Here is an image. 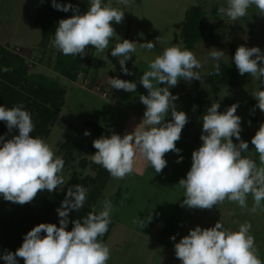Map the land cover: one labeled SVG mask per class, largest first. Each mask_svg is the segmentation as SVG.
I'll use <instances>...</instances> for the list:
<instances>
[{
	"label": "clouds",
	"instance_id": "1",
	"mask_svg": "<svg viewBox=\"0 0 264 264\" xmlns=\"http://www.w3.org/2000/svg\"><path fill=\"white\" fill-rule=\"evenodd\" d=\"M51 3L57 10H72L74 13L58 22L54 34L53 45L65 56L83 57L88 46H93L97 52H104L116 35L112 23L119 24L124 19L125 11L112 7L110 3L102 5V0H90V7L82 14L71 3L61 4L57 0H51ZM118 3L127 6L129 0H118ZM252 6L264 16V0H226V6H221L218 14L236 22L246 16ZM140 47L151 51L155 43L147 41L140 43ZM214 49L209 55L217 61L213 68L215 74H219L218 61L225 53ZM135 50L136 42L128 39H123L112 48L113 57H123L119 59V64L125 75H132L126 61L131 59L129 54ZM233 59L240 75L248 74L259 82L260 90L253 97L257 101L255 107L264 112V53L259 47L241 45ZM204 63L192 51L176 46L166 48L162 55L156 56L139 80L148 93L139 97L146 106L142 122L133 132L123 136L112 133L110 137L95 139L93 147L97 151L91 155L93 163L101 165L113 178L122 179L133 171L139 152L156 173H161L167 165L165 154L181 152L176 142L188 123L187 114L178 111L174 104L178 96H174L169 89L181 79L201 81L200 72L196 70L203 68ZM10 70L7 67L3 69L5 72ZM109 83L112 88L126 92H135L137 88L135 82L119 78L109 77ZM238 107L234 103L220 112L219 103H213L206 109L202 117V144L192 152V163L186 178H181L177 184L184 189L181 206L210 210L228 200L246 208L251 196L253 206L250 210L264 211V123L260 124L251 139L259 154L258 167L253 159L243 155L249 145L241 139L242 121L236 114ZM169 113L171 120L166 121ZM0 121L6 124L9 133L18 129V135L11 139L0 136V196L6 201L24 205L31 203L38 193L45 190L52 192L62 185L64 177L61 173L65 161L45 140L31 135L34 124L24 106H0ZM84 134L87 136L90 132ZM233 137L239 141L238 144L233 142ZM182 159L181 156L177 163ZM86 198L87 189L82 185L69 187L61 206L56 209L59 226L53 223L36 225L24 236L22 245L14 253L6 251L0 259L6 264H18L17 257L22 258L24 264H107L110 248L98 238L104 236L111 223L113 205L110 200L106 198L103 201V210L98 214L93 210L82 222L80 219L73 220L72 229L67 230L70 212L79 211ZM151 220L149 213L146 218L134 223L142 228ZM251 227L250 223H244L238 231H230L219 221L208 228L197 225L174 244L175 256L181 264H264L258 258L255 238L250 234ZM170 239L175 241L176 236Z\"/></svg>",
	"mask_w": 264,
	"mask_h": 264
},
{
	"label": "rangeland",
	"instance_id": "2",
	"mask_svg": "<svg viewBox=\"0 0 264 264\" xmlns=\"http://www.w3.org/2000/svg\"><path fill=\"white\" fill-rule=\"evenodd\" d=\"M73 1L78 2V4L75 3L76 5L84 3L87 7H90V0ZM109 3L112 7L125 11L124 19L119 24L112 23L116 35L111 39L108 49L104 52H97L93 46H88L85 50L87 54L83 56V69L79 70L77 81L79 83L84 82L83 72L89 71L90 62L93 65L97 62L101 64L99 67L100 74L104 73V71L108 75L109 73H116L120 57H113L111 52H107V50L112 51L115 44L122 42L123 39L136 42V50L133 52L136 55V59L131 66H128L132 75H128L126 78L119 76V79L135 82L137 84L135 92L118 90L112 88L111 85H108L106 92L109 94V99L114 100V102L135 108L144 113L146 106L141 103L139 97L148 93L143 85L139 83L140 77L145 71L149 70V65L156 56L162 55L164 49L172 46L179 47L182 50L187 49L192 51L202 63L206 60V63H204L203 68L196 70L200 72L201 81L181 79L176 86L169 89L174 96H178V99L174 101L177 110L185 113L195 111L196 113L199 109H204L206 113V109L211 104L219 103V111L224 112L231 104H238L239 107L236 114L241 117L242 121L241 128L243 131H241V139L248 142L249 145L250 137L244 132V128L253 125L260 126L261 123H264V113H260V110L255 107L257 101L253 97V94L260 90V86L259 82L250 77V75L239 74L233 59L235 50L232 49V45H236V48L237 45H243L248 48L259 47L261 52L264 53V16L259 15L258 9L255 6L250 7L246 16L233 22L227 16L218 14V9L221 6H226V0H129L127 6L118 3V0H102V5ZM47 10L50 11L55 19L58 14L60 15V10L53 8L49 0H43V2L42 0H0V46L19 52L22 58L27 61L28 73L43 74L55 79L59 84H63L65 82L64 78L55 69V64L58 62L57 54L60 52L53 45L55 28L49 27L50 33L54 31L53 35L50 34L47 37L42 35V22L45 19ZM199 14L202 17L200 20L205 24L206 33L202 38L194 42L192 48H187L182 38L183 29L185 30L186 28V19L187 17H193L199 20ZM147 41L155 43V48L151 51L140 47V43ZM214 48L224 51L225 55L218 63L220 66L224 64L230 67L233 79H236L237 82L236 86L228 87L216 77L213 65L217 61H214L209 55L210 51L215 50ZM29 49H32L31 54H29ZM114 64H116V67ZM86 66L88 68L84 70ZM222 75L220 74L219 76ZM2 76L0 73V80L4 81L5 79H1ZM207 77L209 83L206 80ZM8 83L11 82L8 81ZM85 86L91 87L92 85L85 84ZM158 86L166 87L167 85ZM214 88H218V91H214ZM17 90L21 91L20 88ZM66 90L64 111L68 113V118L75 127L80 128L82 131L85 128L91 135L95 136L91 129L84 126L83 121L93 117L94 114H99L104 109L108 112V114H104V117H106L108 124L111 126V132L115 130L117 134L118 132L120 133V128L126 119L125 116H127L124 112L118 110L116 106L111 108L107 106L103 109L100 104L96 106L97 100L94 95L75 86L71 85L69 87L68 85ZM262 90H264V86H262ZM28 98V104L33 106L34 109L24 103L21 104L24 106V110L29 113L39 108L42 111L43 108L41 107L43 106L49 107L47 103H42V105H39L40 107L36 108L32 97ZM251 100H253L252 103L250 102ZM38 102L40 103L41 101ZM95 106L98 111H92ZM59 108L52 111L54 114L51 116L57 115L50 117L52 124L49 126V133L41 137L52 147L55 154L62 157L65 161L61 173L64 177V183L54 190L57 192L61 191L70 180L77 179L82 183V181L90 180L96 175V167L87 163H80L78 161L79 157H68L63 149H59L60 144L65 139H69V135L73 134L70 130L66 134L61 131L59 127L60 121L58 120ZM253 109L255 110L253 111ZM254 113L258 115L257 119L251 120L250 115ZM170 116L171 114L169 113L166 119L168 120ZM31 118L33 122H40V119H33L32 116ZM200 119L202 121V118ZM195 121L198 122L197 119ZM249 121L251 122L250 124ZM78 133L84 134L81 131ZM88 141L93 143L94 138ZM235 141L236 139L233 137V142ZM237 142L239 143V141ZM70 145V155H73L75 154L74 147L72 144ZM177 148L181 152H183L182 150L185 152L188 147L186 144L177 143ZM194 150L196 149L194 148ZM246 153H243V155ZM87 156L91 157L90 155ZM165 156L167 155L165 154ZM147 167H150L147 171V175H149L147 178L150 180L147 183L148 188L159 190V186L155 185L158 181L156 182L157 178L153 176V168L151 165ZM99 173L103 175L101 172ZM115 180L111 179L102 186L100 199L98 198L99 201L94 205V209L99 212L103 210V201L106 198L113 205L110 217L115 224L113 223L103 242L110 248V259L107 264H181V261L176 258L172 251V249L175 251L174 244L179 242L178 237L182 231L179 227L170 228V225L174 224L172 221L175 220L176 222L177 217L180 215L175 213V215H178L175 216L171 210L173 206H170V203L174 205L175 197L168 194V196H157L156 192L152 193L151 196H144L139 193L140 190L136 191L132 187L124 190V194L128 193L124 195L122 192L114 191ZM166 183L170 185V179ZM91 184L90 182L89 185L83 186L87 189V193L94 188ZM180 190L184 191L183 189ZM87 203L89 202L86 199L84 205H88ZM59 207L56 206L52 209L48 221L44 223H53L59 226L60 218L56 211ZM201 212H198L199 217ZM149 213L152 215V220L145 227L141 228L138 223H134V221L146 218ZM255 223L257 224V221ZM255 223L251 225L250 231H252L251 235L257 241L259 235L254 231L257 230L259 225H255ZM128 226L131 228L129 229ZM227 230L232 231V229ZM261 231L260 235L264 236V227L261 228ZM172 236H176L175 241L170 239ZM255 247L258 251L259 245L257 243ZM258 258L264 262V246L258 251Z\"/></svg>",
	"mask_w": 264,
	"mask_h": 264
},
{
	"label": "crops",
	"instance_id": "3",
	"mask_svg": "<svg viewBox=\"0 0 264 264\" xmlns=\"http://www.w3.org/2000/svg\"><path fill=\"white\" fill-rule=\"evenodd\" d=\"M31 52H32V49H29V54H31ZM107 52H111V51L107 50ZM234 54L235 53H233V55ZM132 55L134 58L131 61L130 66L134 63L136 59L135 57L136 55L133 53ZM122 58L123 57H120L119 59H122ZM100 65L101 64L99 62H97L95 65H93L90 62L89 71L83 72V76H82L84 78L83 83L82 82L79 83L77 81V78H79L78 74L80 71L78 72L75 80H71L60 74V76L64 78L65 82L63 84H60V86L64 88V94L62 96L63 103L58 111V118H59L58 120L60 121L59 127L61 128V131L63 132V134H66L67 132H69V130L73 134L69 135L68 136L69 139H65V141H63L60 144L59 149L60 150L63 149V151L66 153L68 157L70 156H73L75 158L79 157L78 161L80 163H87V164L92 165L93 167H95L96 164L93 163L92 157H88L87 155L91 156L95 154L97 150L93 147V143L89 142L88 140H93V138L95 140V139L100 138L101 136L110 137L111 133H116L115 130L111 132L110 130L111 126L108 124L106 117H104V114L106 115L108 114V112H106L103 108L107 106H109L110 108L112 106H116L118 110H120L121 112H124V114L127 115L125 116L126 119L120 128V133L118 132L120 136H123L126 133L133 132L135 127L138 126L142 122L143 115H144L143 112H140L136 110L135 108L122 105V104H118L114 102V100L109 99L108 97L109 94L106 92V89L108 90V85H110L109 77L110 78H117V77L126 78L128 77V75L121 76V74L119 73V69L116 70V73H112V74L109 73V75L106 71L100 74L99 73ZM114 65L116 67V64ZM206 80L209 83L208 77L206 78ZM85 84H91L92 86L86 87ZM235 84L237 85L236 79H235V83L233 86H236ZM68 85L69 87H71V85L75 86L78 89L84 90L94 95V97L97 100L96 106L100 104V106L102 107L103 110L99 112V114L97 115L94 114L93 117L89 119H85L83 121L84 126L91 129L95 133V136L91 134L87 136L85 134H79L78 133L79 131L85 133L87 129L83 127L84 131H82L80 128L78 129L77 127H75L72 121L68 118V113L64 111L65 104H66V95H67L66 88L68 87ZM214 91L217 92L218 88H216V90ZM250 102L252 103L253 100H251ZM96 106L95 108L92 109V111H95V110L98 111V108ZM204 113H205L204 109L203 110L199 109V111L196 113L195 111L186 113L188 116V123L182 129V133H181V136L186 139L181 137L180 140L176 142V147H177V143H180L181 145L186 144L188 147L187 150L185 152L184 150H182L183 152H180V153H173V152L166 153L167 156H165L164 158L167 160V165L162 170L161 173H156L155 170L152 169V172H154L153 176H156L157 178L156 182L158 181L157 183H155V185L159 186V190H155V188H151V189L148 188L147 183L150 180L149 178H147V176H149L147 175V171L149 170L150 167H147V166L150 164L142 155L139 154V152H137L136 157H135L133 171L122 179L113 178L106 169L102 168L101 165H98L96 167L95 172L96 173L97 171L98 173L104 172L102 174H104L107 177L106 182H109L111 179L112 180L116 179L115 180L116 185L114 186L115 192H122L124 194V190L132 187L136 191L140 190L139 193H142V195L144 196H151L152 193L156 192L157 196H160V195L166 196L168 194V195H172L173 197H175L174 205L173 203H170V206H173L171 207V210L173 211L174 215L175 213H179L180 215L179 216L177 214L175 215V216H178L176 219L177 221L175 222V220H173L172 222H174V224L170 225V228L179 227L180 229H182L178 237L179 238L178 241L183 236L187 235L190 229L196 227L197 225H199L201 228H208V227H213L218 221L225 228L232 229V231H238L239 226L241 224L251 223L252 225L253 223H255V221H257V224L255 223V225L261 226L260 227V231H261V228L264 227V211L257 209L256 212H252L250 210L253 206V199L251 196L248 197L246 208H241L237 203L229 202L228 200H225L223 203H219L216 206H213V208L210 210L198 209V208L192 209V208H188L187 206H181L182 201L184 199V191H181L180 189L182 188H180L177 184L181 178H186V174L190 170L191 163H192V152L194 151V148L197 150L202 144V141L200 139V136L202 134L201 133L202 132L201 131L202 121L200 118L203 117ZM260 113H264V112L260 111ZM257 116L258 115L256 113L251 114L250 119L256 120ZM195 119H197L198 122H196ZM170 120H171V116L169 117L167 121H170ZM101 123L102 125H100ZM94 126L101 128V132L96 130ZM244 129H245L244 132L247 134L248 137H250L249 149L244 156L253 159L256 162L257 166L259 167L260 166L259 154L255 151L254 145L251 144V139L255 135L256 131L259 129V126L253 125V126L245 127ZM234 143L238 144L237 140ZM70 144H72L74 147L75 154L73 155H70L71 153ZM181 156L183 157L182 161L177 163V160ZM98 167H100L101 169ZM168 179H170V185L166 183ZM142 182L143 184H141ZM127 194L128 193L124 195H127ZM134 196H135V192H134ZM99 199L97 201H99ZM262 204H264V201H262ZM199 211H202L200 217L198 215ZM130 226L134 227L133 225H130ZM130 226H128L129 229L131 228ZM259 226L257 230L254 231L259 235V238H257V241H255V244L257 243L259 245L258 251H260L262 249V246H264V236L260 235ZM251 232L252 231H250V234ZM172 251L175 254L174 249H172Z\"/></svg>",
	"mask_w": 264,
	"mask_h": 264
},
{
	"label": "trees",
	"instance_id": "4",
	"mask_svg": "<svg viewBox=\"0 0 264 264\" xmlns=\"http://www.w3.org/2000/svg\"><path fill=\"white\" fill-rule=\"evenodd\" d=\"M49 1L51 2V0ZM57 2L61 4L72 3L74 6L79 8V12L81 14L87 11L89 8L84 5V3L76 5L78 2L73 0H57ZM73 14L74 13L72 10H69L68 12L60 11V15L58 14L55 19L50 11L47 10L44 17L45 19L42 22L43 37H47L50 34L53 35L54 31L52 30L53 32L50 33L49 27H54L56 31L58 22L61 19L70 18ZM192 18L193 17H187L185 23L186 28L185 30L183 29L182 34L183 42L187 48H192L194 42H196L197 39L202 38L206 33L205 24L202 20H200L202 17H200L199 20ZM232 46V49L235 51L239 47L237 46L236 48L235 45ZM57 55L58 62L55 64V69H57L61 75L71 80H75L79 70L83 69L82 62L84 57L79 55H77V57L65 56L62 52H59ZM129 55L131 56V59L126 61V67L128 69V66H130V63L134 58L132 53ZM5 67L10 68L11 70L5 72L3 71ZM87 68L88 66H86L84 70ZM118 69L120 74L127 76L121 71L120 64ZM0 73L3 75L1 79H5L4 81L0 80V106L12 108L24 103L25 105H29L31 108H33V106L28 104V97H32L33 104L36 108L40 107L39 105H42V103H47L49 107L43 106L41 107L43 108L42 111L39 108L31 111L30 113L33 119H40L39 123L33 122L34 131L31 133V135L34 138H41L43 135H47L49 133V126L52 124L51 118L57 115L55 114L54 116H51L54 114L52 111H55V109L61 107L63 103L62 96L64 94V88H62L55 79L49 76L28 73L27 61L22 58L20 53L6 49L2 46H0ZM220 74L223 75L219 76ZM216 77L220 79L221 83L229 87L233 86L235 83V79H233L230 67L224 64L220 66V72L219 74H216ZM8 81L11 83H8ZM19 88L21 91L17 90ZM214 90H216V88H214ZM38 101L41 102L39 103ZM94 128L101 132V128L97 126H94ZM14 135H18V129H13L12 132L9 133L6 124L0 121V136H4L5 139H11ZM0 146H2V142H0ZM97 166L98 164H96L95 167ZM106 178L107 177L104 174L100 175V173L97 171L96 175L90 178V180H84L82 183H80V181L77 179L70 180L61 191L48 192L45 190L38 193L31 203L24 205L6 201L2 196H0V255H3L6 251L14 253L16 249L22 245L24 236L33 227L40 223L47 222L52 209L56 206H61V202L65 199L67 194V189L73 185L80 184L84 186L87 184L89 185L91 182V185H93L94 188H92V190L87 193L86 199L89 202L87 203L88 205H84L77 212L74 210L70 212L67 230L70 231L72 229L73 220L80 219L82 222L83 218H85L87 214L93 210H95V212L98 214L99 211L94 209V205L100 196L101 188L104 186ZM112 224L113 221L111 220V223L108 226V231L103 237L98 238L102 240V242L105 241ZM41 235H44V233H41ZM17 261L18 264H24L22 258L17 257ZM0 264H6V262L3 259H0Z\"/></svg>",
	"mask_w": 264,
	"mask_h": 264
}]
</instances>
